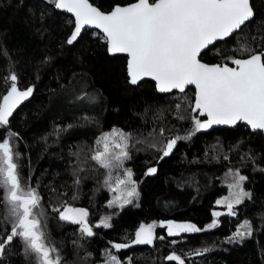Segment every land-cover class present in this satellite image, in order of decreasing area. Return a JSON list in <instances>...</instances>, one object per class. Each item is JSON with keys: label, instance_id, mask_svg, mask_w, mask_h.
I'll use <instances>...</instances> for the list:
<instances>
[{"label": "trees", "instance_id": "16d2710c", "mask_svg": "<svg viewBox=\"0 0 264 264\" xmlns=\"http://www.w3.org/2000/svg\"><path fill=\"white\" fill-rule=\"evenodd\" d=\"M134 0H90L101 11ZM254 16L242 29L202 53L205 63L232 65L243 58L241 47L264 50V0H250ZM74 31L72 18L54 8L52 0H0V99L17 76L20 90L33 88L0 127V141L10 138L20 180L40 196L46 224V243L60 264H178L166 258L179 255L184 264H264V136L241 123L231 127L195 129L193 89L158 93L147 79L128 82L125 56L109 55L103 36L94 29ZM179 105V108L177 107ZM113 129L130 134L128 159L116 173L130 169L138 196L122 208L109 207L113 193L108 174L91 157L97 141ZM163 132V134H161ZM15 134V135H11ZM178 139L161 159L165 143ZM187 137V139H183ZM144 141V144H143ZM135 150H133V147ZM155 168L154 174H146ZM250 194L234 215L216 203L226 196L233 175ZM65 206L87 210L94 235L59 219ZM213 212H220L214 217ZM7 205L0 191V239L10 232ZM109 227H97L99 219ZM163 220L187 221L201 231L169 236L154 227L151 244H135L141 224ZM213 220L217 223L209 228ZM250 225L248 235L243 225ZM240 230L243 238H235ZM163 237V239H160ZM128 244L117 250L113 244ZM202 252V255L196 253ZM0 264H37L25 254L17 238L9 244Z\"/></svg>", "mask_w": 264, "mask_h": 264}, {"label": "snow or ice", "instance_id": "6c2138e0", "mask_svg": "<svg viewBox=\"0 0 264 264\" xmlns=\"http://www.w3.org/2000/svg\"><path fill=\"white\" fill-rule=\"evenodd\" d=\"M52 2L56 8L64 9L75 17L74 31L67 43L72 44L85 26H91L102 32L110 54H127V74L131 84L149 77L161 93L173 90L183 93L188 86H194L195 100L191 110L206 117L204 121L194 118L197 131L213 125H235L237 122H245L253 130H264V50L256 52L241 47L239 51L248 55L246 58H230L235 67L207 64L200 59L202 53L217 42L226 41L253 18L250 0H135L125 6L116 5L110 12L101 11L90 0ZM5 81L11 83L7 94L0 99V127L9 124L13 111L33 92L32 87L20 90L15 74L6 77ZM129 139V133L113 129L97 141L102 150L98 147L91 159L103 169L122 168L123 161L129 158ZM178 139L182 137L165 143L161 159L171 153ZM17 158L18 153H14L10 138L0 141V191L7 205L5 219L10 221V232L6 238L0 239V255L18 238L23 243L25 254H35L37 264H60L59 256H52L56 249L46 243L41 198L35 189H25L22 185ZM155 172V168H149L146 174ZM132 176V171L128 169L124 179H115V187L110 190L117 195L109 201V207L118 205L122 208L138 196ZM111 178L109 171L105 183L108 184ZM244 179L237 174L235 183L229 185L235 190L229 197L217 201V204L227 207L229 215L235 214L234 205L241 204L246 197L250 198L240 185ZM55 211L59 212L60 220L78 224L82 234L94 235L87 221V210L65 206L63 210ZM220 215V212H213L214 217ZM216 223L213 220L208 227L212 228ZM101 225L105 228L110 226L107 219L101 220L97 227ZM161 227H167L169 236L201 231L193 224L169 222ZM242 227L248 235L251 234L250 225ZM153 228L154 225L142 224L135 233L133 243L151 244L155 238ZM244 235L245 232L238 230L235 238H243ZM129 246L112 245L117 250ZM166 259L184 264V260L176 254ZM107 264L120 262L117 257L111 256Z\"/></svg>", "mask_w": 264, "mask_h": 264}, {"label": "rangeland", "instance_id": "374dc122", "mask_svg": "<svg viewBox=\"0 0 264 264\" xmlns=\"http://www.w3.org/2000/svg\"><path fill=\"white\" fill-rule=\"evenodd\" d=\"M130 143V142H129ZM143 144H144V141H143ZM131 146L133 147V150H135V147L133 146V144H131ZM100 148H101V150H102V145H100ZM105 170V172L108 174V176H109V171L111 172V180L109 181V183H108V185L110 186L109 188H111V187H115V179L116 178H120V179H124L125 178V173H123L122 175H120V174H118V173H116L115 172V170H117V168H112L111 170H108V169H104ZM236 177H234L233 175L230 177V179L228 180V191H227V194H226V196H224V197H221L219 200H223V199H225L226 197H229L230 196V194H231V192L232 191H234L235 189H232V188H230L229 187V185L230 184H233V183H235V181H236ZM112 193H113V197L115 196V195H117V193H115V192H113L112 191ZM113 197H112V199H113ZM217 204V203H216ZM219 207H221L222 205H220V204H217ZM223 206H225V205H223ZM226 207V206H225ZM226 211L228 210L227 209V207H226V209H225ZM105 218H101V219H99L97 222H95V225H100V222H101V220H104ZM107 222L109 223V219H107ZM169 222H172V223H177V224H193V225H195L194 223H191V222H187V221H172V220H163V221H159V222H157V223H148V224H143V225H154V227H155V225L156 226H161V225H166L167 223H169ZM142 225V224H141ZM141 225H139L137 228H136V230H135V233H136V231L139 229V227L141 226ZM197 228H199L197 225H195ZM164 228V230H165V232L168 234V230H167V227H163ZM200 229V228H199ZM153 232H154V228H153ZM135 233H134V237H133V241L135 240ZM188 233H192V232H188ZM181 234H183V233H180V234H178V235H181ZM132 241V242H133Z\"/></svg>", "mask_w": 264, "mask_h": 264}, {"label": "water", "instance_id": "95a60500", "mask_svg": "<svg viewBox=\"0 0 264 264\" xmlns=\"http://www.w3.org/2000/svg\"><path fill=\"white\" fill-rule=\"evenodd\" d=\"M135 2V0L134 1H132V2H130V3H134ZM130 3H127V4H130ZM127 4H124V5H120V6H125V5H127ZM95 6V5H94ZM114 6H116V5H114ZM114 6H112V8L114 7ZM96 7V6H95ZM54 8L55 9H57L58 11H61V12H64V13H66V14H68L71 18H72V22H73V27H75V17H74V15L72 14V13H69V12H67L66 10H64V9H58V8H56L55 7V4H54ZM112 8L110 9V10H108V11H104V12H110L111 10H112ZM85 28H88V29H94V30H96V31H98L102 36H103V34H102V32L99 30V29H96V28H94V27H91V26H85L83 29H85ZM82 29V30H83ZM104 38V37H103ZM105 45H106V51H107V53L109 54V55H114V54H110L109 52H108V46H107V44L105 43ZM120 55H124L125 56V69H126V76H127V78H128V82H129V77H128V74H127V60H128V57H127V54H124V53H120ZM247 57V56H246ZM246 57H243V58H246ZM202 61V60H201ZM202 62H204V61H202ZM205 63V62H204ZM207 64H216V63H207ZM229 67H235V65H228ZM144 79H147V80H150V81H152L153 82V86H154V89L156 90V92H158V93H161V92H159L158 90H157V87H156V83H155V81H153L151 78H149V77H145ZM143 80V79H142ZM130 83V82H129ZM131 84V83H130ZM131 85H133V84H131ZM188 87H191L192 89H193V101H192V107H194V100H195V88H194V86H188ZM173 91H177V92H179L178 90H173ZM201 116V115H200ZM202 117H204V120H206V117L205 116H202ZM203 120V121H204ZM238 123V122H237ZM239 123H241V124H244V125H246L247 127H248V129L249 130H251V131H255V130H253L249 125H247L245 122H239ZM231 126H234V125H213L211 128H208V129H212V128H216V127H231ZM257 131H261V133H262V135L264 136V130H260V129H257Z\"/></svg>", "mask_w": 264, "mask_h": 264}]
</instances>
